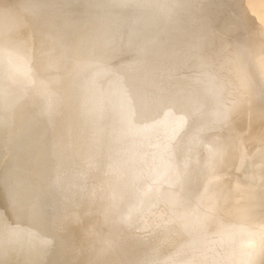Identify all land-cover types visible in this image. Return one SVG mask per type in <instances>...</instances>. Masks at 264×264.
I'll return each mask as SVG.
<instances>
[{
    "label": "water",
    "instance_id": "water-1",
    "mask_svg": "<svg viewBox=\"0 0 264 264\" xmlns=\"http://www.w3.org/2000/svg\"><path fill=\"white\" fill-rule=\"evenodd\" d=\"M120 2L0 0V234L35 232L37 248L39 239H53L39 264H134L163 259L183 243L154 251V243H137L135 228L122 223L137 199L118 174L133 138L105 95L115 77L100 79L97 92L88 83L91 71H72L94 61L118 27L124 51L113 68L137 59L142 44L154 53L129 83L134 126L165 121L171 108L177 124L187 123L167 141L170 150L180 161L198 136L201 168L227 146L215 173L227 203L210 256L228 264L253 251L252 264H264L257 234L264 224V0H186L187 14L165 31ZM245 91L248 102L236 107ZM161 98L179 102L162 108ZM216 106L234 109L229 126L200 131ZM0 264L27 262L11 254Z\"/></svg>",
    "mask_w": 264,
    "mask_h": 264
},
{
    "label": "clouds",
    "instance_id": "clouds-1",
    "mask_svg": "<svg viewBox=\"0 0 264 264\" xmlns=\"http://www.w3.org/2000/svg\"><path fill=\"white\" fill-rule=\"evenodd\" d=\"M117 6L130 13L141 14L151 27L160 31L179 23L190 7L186 0H121ZM118 37L119 28L116 27L112 43L102 47L91 63L74 64L72 71L78 76L91 71L88 83L97 92L100 90V79L109 74L115 77L109 82V91L105 95L117 110L118 121L125 129L124 135L133 138L131 148L122 153L124 159L118 174L137 199L136 205L123 217L122 223L135 228L132 238L137 243L145 246L154 243V251H159L164 244L183 241L172 255L163 259L142 258L134 264H221L210 256V252L214 250L215 241L212 237L219 234L220 216L227 203L224 187L220 183L223 177L215 174L227 155V146L223 145L213 152L208 163L201 168L196 154L200 143L198 136L189 139V147L182 160L178 161L170 150L167 141L174 140L187 123L185 118L177 124L171 108L165 111L167 120L146 127H135V109L126 105L130 96L129 83L139 79L140 69L154 53L142 44L137 48V59L113 68V60L124 51ZM238 71L243 73L246 69L241 67ZM218 87L223 90L224 82L219 81ZM178 102L175 98H161L160 104L164 108L167 103ZM247 102L245 91L234 101V105L240 107ZM233 115V108L216 106L211 112V120L200 131L221 132L229 126ZM160 205L166 211L154 213L152 209ZM257 234L264 241V224L258 226ZM122 235L117 236L114 242L116 247L123 244ZM36 239V233L32 231L26 232L20 228L6 230L0 234V260L15 254L23 255L27 264H39L44 257L43 249H47L54 241L51 238L39 239L37 248L33 243ZM253 258L254 252L248 251L228 264H252Z\"/></svg>",
    "mask_w": 264,
    "mask_h": 264
}]
</instances>
